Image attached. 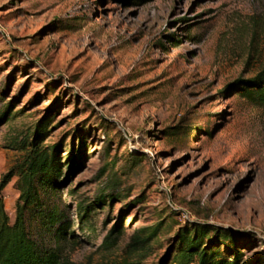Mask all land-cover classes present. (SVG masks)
I'll use <instances>...</instances> for the list:
<instances>
[{
  "label": "rangeland",
  "instance_id": "rangeland-1",
  "mask_svg": "<svg viewBox=\"0 0 264 264\" xmlns=\"http://www.w3.org/2000/svg\"><path fill=\"white\" fill-rule=\"evenodd\" d=\"M263 65L264 0H0L10 221L17 141L43 123L38 141L60 170L55 186L37 184L25 223L66 264H175L178 231L193 223L233 234L211 237L223 257L264 264V106L228 87ZM79 146L84 163L66 178Z\"/></svg>",
  "mask_w": 264,
  "mask_h": 264
},
{
  "label": "trees",
  "instance_id": "trees-1",
  "mask_svg": "<svg viewBox=\"0 0 264 264\" xmlns=\"http://www.w3.org/2000/svg\"><path fill=\"white\" fill-rule=\"evenodd\" d=\"M236 88L241 97L254 104L264 106V65L252 77L238 78L228 85ZM5 114H0V119ZM41 129H46L45 124L36 126L31 139L26 135V141H17V148L23 150L21 162L14 168L18 179L16 182L19 191L16 202L14 221L11 222L5 211L1 190L6 183V177L0 181V264H66V260L59 247L47 248L38 246L37 242L30 237L25 223V211L38 202L39 192L37 184L55 186L59 174L58 160L49 149L40 145L38 137ZM85 150L81 146L69 149L66 157L67 176L78 169L84 163ZM105 201V199H100ZM105 204V203H103ZM84 210V209H83ZM52 223L58 221L57 214L49 216ZM85 220V215L83 216ZM67 223H60L55 230V235L65 238ZM122 233L119 225L113 226L104 238L103 245L110 247L116 242V238ZM151 232L147 236L137 235L134 244L142 246L154 236ZM213 235V237H212ZM69 236L73 239L74 232ZM234 238L229 231H222L207 224L193 223L191 227L178 231L179 247L173 254L175 264H243L240 261L241 254L236 251L232 257H223L219 250L215 249L213 240ZM235 247V246H234Z\"/></svg>",
  "mask_w": 264,
  "mask_h": 264
}]
</instances>
